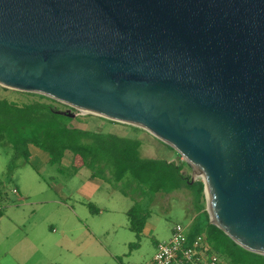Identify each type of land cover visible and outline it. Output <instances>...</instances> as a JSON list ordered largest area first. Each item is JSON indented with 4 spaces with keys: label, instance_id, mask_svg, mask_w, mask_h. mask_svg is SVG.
Wrapping results in <instances>:
<instances>
[{
    "label": "water",
    "instance_id": "95a60500",
    "mask_svg": "<svg viewBox=\"0 0 264 264\" xmlns=\"http://www.w3.org/2000/svg\"><path fill=\"white\" fill-rule=\"evenodd\" d=\"M0 86L171 146L264 255V0H0Z\"/></svg>",
    "mask_w": 264,
    "mask_h": 264
},
{
    "label": "rangeland",
    "instance_id": "374dc122",
    "mask_svg": "<svg viewBox=\"0 0 264 264\" xmlns=\"http://www.w3.org/2000/svg\"><path fill=\"white\" fill-rule=\"evenodd\" d=\"M22 93L0 86V99L23 104L27 102V97ZM77 113V117L88 120L87 124L75 122L78 127L138 139L142 143L141 155L144 159H174V163L182 165L184 172L192 179L202 180L184 156L147 131L137 132L131 125L100 120L94 115H91L93 118H88L89 115L79 114L78 111ZM13 156L14 150L11 146H0V264H144L155 252L157 241L163 243L170 240L176 225L184 226L193 238V232L207 222L208 198L206 195V209L202 210L197 204L195 192L185 188L158 193L154 188L146 192L133 188L132 196H125L122 192L116 191L111 194L118 199L119 209L125 212L91 215L87 223L93 226L92 224L96 221L97 224L102 222L109 225L114 219L122 227L111 230L106 226L109 234L101 233L102 230L97 231L99 238L103 239L105 246L110 245L109 241L112 237L119 235L130 237V242L128 243L126 238V245L122 244L120 249L112 248L118 252L116 259L111 258L107 250L99 244L100 247H96L97 251L91 247L89 253L85 252L83 250L85 248L87 250L91 245L88 238L80 239L84 236L81 235L83 231L78 229L80 223L76 217L73 215L67 217L65 210L50 202L56 199L62 200V198L65 200L90 170L86 169L82 177L74 178L72 169H66L62 173L50 165L39 172V169L26 163L24 159ZM15 189L18 190V194L14 192ZM73 194L72 200L67 201L68 204L75 205L80 214L84 213L85 209L74 203L76 195ZM108 200V195L105 194L99 202L107 204ZM132 208L137 213L148 216V222H146L154 228V237L142 235L139 240L129 229L128 212ZM57 214H62L61 217L65 221L63 225L57 218ZM81 216L83 218V215ZM56 220L59 222L57 223ZM62 228L67 231L65 238L62 237ZM85 233L84 235L87 236ZM81 250L85 252L86 257L90 256L89 258L83 256L84 263L75 257Z\"/></svg>",
    "mask_w": 264,
    "mask_h": 264
},
{
    "label": "trees",
    "instance_id": "16d2710c",
    "mask_svg": "<svg viewBox=\"0 0 264 264\" xmlns=\"http://www.w3.org/2000/svg\"><path fill=\"white\" fill-rule=\"evenodd\" d=\"M24 95L27 102L23 104L0 99V146H11L14 158H22L29 164L30 147H35L48 155L50 166L63 173L66 169L62 162L69 151L82 159L84 167L91 172V178L103 179L125 196H132L133 188L145 192L154 188L157 193L185 188L195 192L197 204L202 210L206 209L203 181L191 183L192 177L184 172L182 165L166 160H146L141 155L142 143L138 139L78 127L75 122L87 124L88 120L63 114L70 107L43 95ZM72 112L78 114L75 110ZM88 118L93 117L89 115ZM98 119L106 121L101 117ZM135 130L143 131L136 127ZM89 207L93 213H98L93 205ZM206 215L207 222L193 232L194 237L205 233L212 251L229 264H264V255L238 245L223 230L210 223L207 212ZM147 218V215L138 213L130 221V229L138 239Z\"/></svg>",
    "mask_w": 264,
    "mask_h": 264
},
{
    "label": "crops",
    "instance_id": "0c3cea01",
    "mask_svg": "<svg viewBox=\"0 0 264 264\" xmlns=\"http://www.w3.org/2000/svg\"><path fill=\"white\" fill-rule=\"evenodd\" d=\"M30 151H31V160H30L29 164H31L34 168L39 169L38 170L39 172L44 170L49 165L48 155L46 153H44L43 151L39 150L38 148H35V147H30ZM166 161L169 163L175 162L174 159H169ZM62 165L65 169H72L73 178L74 177H82L83 174L86 172V169H87L84 167L82 159L80 157L74 156L69 151L65 153V157L63 159ZM116 191H118V190L114 189L109 183L105 182L103 179L91 178V172H89L86 177L81 179V183L79 184V186H77V188L73 192L76 195V199H74V201H75L74 203L78 207L85 209L84 213L80 214L79 210L76 208L75 205L68 204L67 201L72 200V197L74 195L73 193L67 195L66 198L64 197L65 200H63V198H62V200L56 199V200H52L50 202V203H54V204L59 205L63 210H65L67 212V214L66 213H64V214H66L67 217H72V215L76 217V220L80 223V227L78 229H79V231H83L81 235L84 236L83 238L81 237L80 239L83 240V239L88 238L89 239L88 242L91 245L90 247L87 246L88 247L87 250L85 248V250H83V251L89 253L91 251V247H93V249L97 251L96 247L100 245L101 247H103L104 249L107 250V252L111 256V258L116 259V257L118 256V252L116 250H113L112 248L114 247L115 249H120L122 244L126 245L127 242L128 243L130 242V237L119 235V236L112 237L109 241L110 245L105 246L103 243V239L99 238L97 231L102 230L101 233H105L108 235L109 229L116 230L118 227H122V225L118 224V222L114 219L110 221L109 225H105L102 222L97 224V222L94 221V224H92L94 226V228H93V226H90L87 223V220L90 219L89 216H91V215L96 216V215H102L103 213L115 214V213H119L120 211L125 212V210L119 209V206L117 204L118 199H116V197H114L111 194L112 192H116ZM105 194L108 195L109 200L107 201V204H102L99 201H100L101 197ZM89 205H93L97 209L98 213L97 212L93 213L90 210ZM62 209H60V210L62 211ZM70 214H71V216H70ZM81 215H83V218ZM137 215H138L137 211L134 208H132L128 212L129 221L134 219ZM61 216H62V214L61 215L57 214V218L60 219V223L63 225V223L65 221ZM56 222L58 223L59 221L56 220ZM147 222H146V225H145V228L143 230L142 235L154 237L155 230H154V228L149 226ZM106 226L109 227V229ZM129 229H130V223H129ZM84 232H86L85 234L88 237L84 235ZM66 235H67V231L62 228V237L65 238ZM126 238H127V242L125 240ZM159 244L160 243L157 241L156 246H155L156 250L153 254H151L148 257V261H146V263L151 261L154 258ZM85 252H82V250L80 252H78L77 255L75 256L76 259H78L79 261H82L84 263L83 256L85 258L90 257V256L86 257L87 255H85ZM146 263H144V264H146Z\"/></svg>",
    "mask_w": 264,
    "mask_h": 264
},
{
    "label": "built area",
    "instance_id": "2783aa9c",
    "mask_svg": "<svg viewBox=\"0 0 264 264\" xmlns=\"http://www.w3.org/2000/svg\"><path fill=\"white\" fill-rule=\"evenodd\" d=\"M18 194V190L15 189ZM146 264H229L212 251L205 233L191 238L186 228L176 225L170 240L158 245L154 258Z\"/></svg>",
    "mask_w": 264,
    "mask_h": 264
},
{
    "label": "bare ground",
    "instance_id": "6f19581e",
    "mask_svg": "<svg viewBox=\"0 0 264 264\" xmlns=\"http://www.w3.org/2000/svg\"><path fill=\"white\" fill-rule=\"evenodd\" d=\"M208 199H209V201H210V195L208 194Z\"/></svg>",
    "mask_w": 264,
    "mask_h": 264
}]
</instances>
